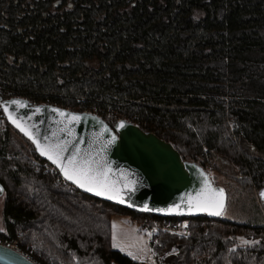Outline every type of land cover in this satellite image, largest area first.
<instances>
[{
  "label": "trees",
  "instance_id": "obj_1",
  "mask_svg": "<svg viewBox=\"0 0 264 264\" xmlns=\"http://www.w3.org/2000/svg\"><path fill=\"white\" fill-rule=\"evenodd\" d=\"M14 97L91 111L110 127L127 120L199 165L214 186L222 160L242 192L258 194L264 0H0V101ZM0 184V235L33 250L38 264H139L112 248L115 216L186 222L187 237L152 236L164 264H264L254 199L247 222L159 218L103 202L65 182L1 111ZM220 186L225 208L238 201ZM239 239L250 244L236 247Z\"/></svg>",
  "mask_w": 264,
  "mask_h": 264
},
{
  "label": "water",
  "instance_id": "obj_2",
  "mask_svg": "<svg viewBox=\"0 0 264 264\" xmlns=\"http://www.w3.org/2000/svg\"><path fill=\"white\" fill-rule=\"evenodd\" d=\"M12 101H20V104H13ZM0 111L8 125L32 145L35 154L51 165L65 182L83 194L159 218H194L204 215L216 219L222 215H210L195 209L189 211V197H196L197 193L206 194V182L212 189L223 188L220 185L214 186L199 165L183 160L171 144L152 133L144 132L127 120L116 121L110 127L95 114L74 112L45 104L30 105L27 100L18 97L1 100ZM60 112L66 115L61 116ZM68 114L80 119L70 122ZM10 115L12 119H9ZM13 119L32 138L25 135V132L12 122ZM121 123L123 127H120ZM109 141L112 143H108ZM37 142L41 148H37ZM56 145L66 148V151L61 153L62 159L59 162L65 166L67 158L73 153H76L77 161L82 158L97 161L103 171V176L98 179L113 191L97 195L95 187L93 191H88L87 186L82 188L73 180L67 179L59 163H53L47 155H41V149L48 150ZM49 154L55 158L54 152ZM0 189L1 197L4 195L1 184ZM115 193H118L117 198H108V195ZM261 193H264V188L258 192V198L264 205V196ZM121 199L123 203L120 202ZM226 201L227 196L223 189L222 213ZM177 205V210L169 211ZM0 264L35 263L9 248L0 246Z\"/></svg>",
  "mask_w": 264,
  "mask_h": 264
},
{
  "label": "rangeland",
  "instance_id": "obj_3",
  "mask_svg": "<svg viewBox=\"0 0 264 264\" xmlns=\"http://www.w3.org/2000/svg\"><path fill=\"white\" fill-rule=\"evenodd\" d=\"M228 126L230 130H235V124L233 121L228 122ZM222 173L215 174L216 182L219 185H222L228 192L234 193L235 191L239 192L238 201L231 202L230 205L224 209L222 213V218L235 221V222H247L256 218V216L250 212V199H254L259 210V223L264 225V212L263 207L258 200V194L255 190H244L242 192L241 188L232 181V178L237 177V171L227 162L219 160L217 162ZM227 175L229 177H226ZM232 177V178H231ZM4 196L0 197V232L4 231V227L2 224V208H3ZM117 218L121 216H115ZM114 218V217H113ZM117 219H115V228L113 232V243L112 247L114 250L120 251L126 256L130 258L137 259H148L149 262L147 264H154V259L150 257V239L145 232H140L135 225H131L130 229L126 231L122 230L120 225H118ZM139 226V225H138ZM243 239H239L236 247H244L249 245L243 243ZM154 254V253H153ZM151 259V260H150Z\"/></svg>",
  "mask_w": 264,
  "mask_h": 264
},
{
  "label": "snow or ice",
  "instance_id": "obj_4",
  "mask_svg": "<svg viewBox=\"0 0 264 264\" xmlns=\"http://www.w3.org/2000/svg\"><path fill=\"white\" fill-rule=\"evenodd\" d=\"M13 104H20V101H12ZM7 111V108H5ZM39 111V109H37ZM53 111H58L53 109ZM61 116L66 115L63 112L59 113ZM69 115V121L79 120L80 117L75 115ZM9 119H12L11 115ZM17 127L20 128L22 132H25V135H29V138H32L31 135L16 122V120H12ZM123 123H121L120 127H123ZM115 137H113V140ZM35 142V141H34ZM108 143H112L109 141ZM37 148H41V145L37 142ZM66 151L65 147L60 145H56L55 148H49L48 150L41 149V155H47L49 160H52L53 163H59L62 159L61 153ZM50 152L55 153V158ZM76 153H73L72 156L67 158V166L63 163H59L61 170L63 171L65 177L69 180H73L75 183L79 184L80 187H86L88 191H93L94 187L96 189L97 195H103L105 193H110L113 190L107 187L103 181L98 179V177L103 176L102 166L98 164L97 161L91 160L89 158H82L80 161L75 159ZM95 166V167H94ZM2 191V189H0ZM264 196V193H261ZM118 193L108 195L109 199L117 198ZM123 203V199L120 200ZM189 211L195 209L198 212H207L210 215L219 216L222 214L224 203H223V189H212L210 185H207L206 182V194L197 193L196 197H189L188 199ZM179 208L177 205L173 209H169V211H175ZM243 243L247 244L248 241H243Z\"/></svg>",
  "mask_w": 264,
  "mask_h": 264
},
{
  "label": "built area",
  "instance_id": "obj_5",
  "mask_svg": "<svg viewBox=\"0 0 264 264\" xmlns=\"http://www.w3.org/2000/svg\"><path fill=\"white\" fill-rule=\"evenodd\" d=\"M45 105H50V104H45ZM84 112L94 114V112L91 111H84ZM119 120H124V119H118L117 121ZM139 229L148 235L150 241L152 236L157 232L169 233L171 235L177 236L178 238L187 237L188 235L187 223L184 221L177 222L175 224H170L160 219H153L149 221H144L141 224H139ZM0 246L9 248L14 252L23 256L25 259L35 264H38L33 260L32 257L33 250L20 246L17 240H9L0 235ZM150 248L152 250L151 244H150ZM153 259H154V264H164L162 261H160V259L156 258L155 255L153 256ZM141 264H147V263H141Z\"/></svg>",
  "mask_w": 264,
  "mask_h": 264
},
{
  "label": "crops",
  "instance_id": "obj_6",
  "mask_svg": "<svg viewBox=\"0 0 264 264\" xmlns=\"http://www.w3.org/2000/svg\"><path fill=\"white\" fill-rule=\"evenodd\" d=\"M115 219H117L116 221H117V223H118V225H120V227H121V229L122 230H124V231H126L127 229H130V227H131V225H135V227H137V229L140 231V232H142L140 229H139V226H138V224L137 223H135V222H132L129 218H127V217H119V218H117V217H114V218H112V243H113V232H114V228H115ZM113 248V247H112ZM117 251V250H116ZM120 252V251H119ZM150 253H151V255H150V257H151V259L153 258V256H154V254H153V252H152V250H151V248H150ZM123 254V253H122ZM129 257V256H128ZM130 258V257H129ZM132 260H134L135 262H137V263H139V264H141V263H148L149 262V260L148 259H137V258H131ZM150 259V260H151Z\"/></svg>",
  "mask_w": 264,
  "mask_h": 264
}]
</instances>
